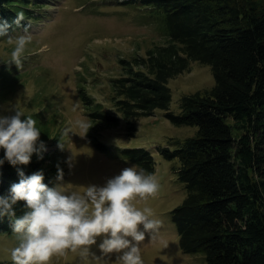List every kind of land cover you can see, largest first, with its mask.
Wrapping results in <instances>:
<instances>
[{
  "label": "trees",
  "instance_id": "trees-1",
  "mask_svg": "<svg viewBox=\"0 0 264 264\" xmlns=\"http://www.w3.org/2000/svg\"><path fill=\"white\" fill-rule=\"evenodd\" d=\"M132 1L144 5L141 12L166 40L145 55L119 59L120 73L110 80L111 100L130 130L157 108L175 125L197 127L177 148L159 149L163 158L178 160L175 171L185 190L171 211L181 251L202 252L206 264H264V0ZM30 2L36 3L0 0V19L11 23L23 13L26 23L35 14ZM194 60L210 65L214 85L183 95L174 113L168 80ZM79 97L97 125L120 124L84 89ZM98 132L93 124L87 135L101 147ZM123 153L154 173L150 151L134 147ZM36 158L22 166L26 174L43 169L44 182L53 186L57 163L66 169L64 159L54 151ZM18 181L16 168L6 161L0 167V194ZM24 203L15 206L18 214ZM0 232H12L7 217L0 219Z\"/></svg>",
  "mask_w": 264,
  "mask_h": 264
},
{
  "label": "rangeland",
  "instance_id": "rangeland-1",
  "mask_svg": "<svg viewBox=\"0 0 264 264\" xmlns=\"http://www.w3.org/2000/svg\"><path fill=\"white\" fill-rule=\"evenodd\" d=\"M31 1L36 2L29 3L35 14L10 32L15 36L27 28L32 34L21 67L7 62L14 43L6 38L0 40V105H21L26 114L37 120L40 138L47 144L45 154L54 151L64 160L76 155L74 169L69 170L66 164L64 171L68 187L103 183L106 177L136 164L123 153L125 148L150 151L161 187L147 203L163 223L159 239H146L143 243L145 264H206L202 252L184 253L179 247L171 211L182 202L185 190L175 171L178 160L165 159L159 152L162 147L177 148L184 139L196 134L197 127L175 125L164 116V109L157 108L153 114L139 117L135 129L130 130L111 100L110 80L120 73L119 59L145 55L150 46L164 43L166 37L141 12L144 5L132 0ZM167 85L171 91L169 109L178 113L180 98L209 89L214 85V77L210 65L194 60L189 69L170 78ZM81 89L101 103L105 111L120 118V124L111 127L99 126L90 119L99 129L95 135L103 143L101 147L87 134L62 136L77 116L90 118L79 97ZM61 138L65 143L63 149L58 146ZM13 245L11 233L0 232V264H12ZM51 264H80V260L78 254L69 251L54 256Z\"/></svg>",
  "mask_w": 264,
  "mask_h": 264
},
{
  "label": "clouds",
  "instance_id": "clouds-1",
  "mask_svg": "<svg viewBox=\"0 0 264 264\" xmlns=\"http://www.w3.org/2000/svg\"><path fill=\"white\" fill-rule=\"evenodd\" d=\"M23 13L13 22L0 19V38L14 43L9 64L23 65L32 34L25 31L13 36V25L20 26ZM92 127L90 118L77 116L63 130V135L83 133ZM37 120L16 103L0 105V167L7 161L16 168L19 181L0 194V219L7 217L14 245L12 264H51L54 256L71 251L80 264H145L143 243L157 241L163 221L148 201L160 190L154 173L131 164L103 183L68 187L64 168L58 162L54 186L45 183L43 169L26 174L24 167L36 154L44 158L46 142L40 138ZM65 148L62 141L58 145ZM69 170L76 165V155L64 161ZM24 201L23 212L16 205Z\"/></svg>",
  "mask_w": 264,
  "mask_h": 264
}]
</instances>
